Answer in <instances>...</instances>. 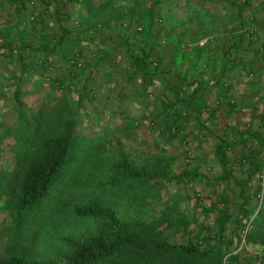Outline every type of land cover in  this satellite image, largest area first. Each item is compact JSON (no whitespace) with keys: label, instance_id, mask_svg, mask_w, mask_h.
<instances>
[{"label":"trees","instance_id":"obj_1","mask_svg":"<svg viewBox=\"0 0 264 264\" xmlns=\"http://www.w3.org/2000/svg\"><path fill=\"white\" fill-rule=\"evenodd\" d=\"M78 1L82 3L84 15L82 20L74 22L71 56L75 51L83 55L90 45L91 57L100 62L112 51L102 48V44L91 47L94 41L102 39L106 45L115 42L116 45L126 46L132 68L141 71L149 82L163 72L161 57L152 51H158L167 42L169 31L163 16L157 15L154 10L157 0H148L151 1L146 12L148 20L146 23L139 21L133 30L129 29L130 21L127 23L121 19L122 10L115 8L116 19L111 28L115 33L123 30L119 41L104 31L108 21L94 17V14L103 12V4H94L91 0ZM261 24L264 25V21ZM254 25H257L256 21L245 29L250 38L254 36ZM154 28L156 32L152 31ZM134 44L139 46L136 48ZM4 46L2 54L8 57L11 66L0 68V100L3 102V107H0V199L6 196L18 222L42 199L72 155L74 122L69 113L59 106L49 111L39 108L37 112H30L25 102L26 85L36 84L39 78L41 82L45 79L50 50L43 53L45 58H39L42 52L39 45L22 42L21 46ZM176 46L182 49L178 43ZM235 48V43L229 44L224 54L229 58L235 56ZM202 56L198 52L196 66L206 67L201 64L206 61ZM246 70L247 66L242 64L241 72ZM68 77L58 80L48 76L47 79L62 85L69 80ZM72 84L76 85L75 82ZM219 84L223 90L228 88L225 80L219 79ZM220 98L214 100L215 114L222 112ZM227 103L232 106L231 100L228 99ZM230 110L227 111L228 117ZM259 118L263 119V113ZM231 120L226 123L223 132L217 134L214 147L222 171L211 182L215 188L221 181L225 185L215 192V198L207 205L196 196L194 208L189 214L169 208L151 218H124L113 207L94 200L76 204L72 208L75 214L99 219L95 231L76 238L66 237L68 249L58 258H30L17 249L8 248L0 256V264H232L243 259L240 254L246 243L262 246L258 255L264 259V192L257 208L264 171V134L254 131L251 125L237 129L230 124ZM237 134L245 151L238 155H234L233 151L229 154L231 139ZM254 142H258L261 148L253 146ZM119 162L116 166L124 170V177L137 176L139 179L141 176L142 183L157 177L160 172L156 167L147 170L146 166L132 172L125 160ZM111 182L112 179L105 184ZM198 214L203 216L202 221L197 220ZM248 222L250 225L246 227Z\"/></svg>","mask_w":264,"mask_h":264},{"label":"crops","instance_id":"obj_2","mask_svg":"<svg viewBox=\"0 0 264 264\" xmlns=\"http://www.w3.org/2000/svg\"><path fill=\"white\" fill-rule=\"evenodd\" d=\"M91 2L103 4V12L93 13L94 17L108 21L104 31L119 41L123 30L115 33L111 28L116 19L115 8L122 10L121 19L130 21L129 29L133 30L139 21L147 22L146 12L151 1ZM154 10L163 16L169 34L167 42L158 51H152L161 57L163 69L153 82H149L141 71H134L126 46L115 42L106 45L102 39L94 41L91 47L102 44V48L112 51L99 62L91 57L89 45L83 53L82 70L76 80L81 86L86 85L94 105L109 106L104 109L112 116L123 118L121 120L126 124L139 122L142 128L135 129L138 140L147 134L143 131L145 128L151 133L164 130L167 136L178 133L188 143L192 142L195 154L213 156V173L203 171L201 176L205 186L203 203L207 205L215 198V192L225 185L221 181L215 188L211 182L222 171L214 150L217 134L223 132L230 119V124L237 129L251 125L254 131L264 134V25L261 24L264 0H157ZM83 15L82 3L78 0H0V68L11 66L8 57L2 54L5 44L12 48L27 42L32 46L39 45V51H42L39 58H45L43 53L50 50L46 78L51 76L60 80L65 77L62 70L68 68L66 61L72 54L74 22L82 20ZM252 21L257 25L250 38L245 29ZM155 28L152 31L156 32ZM177 43L182 49L177 48ZM231 43H235L236 53L229 58L224 49ZM198 52L203 54L202 59L206 61L201 64L206 67L196 66ZM179 53H182L180 57ZM242 64L247 66L248 72H241ZM219 79L228 83L226 90L220 87ZM217 97H221L223 105L219 114L213 113ZM228 99L232 106L227 103ZM231 142L229 154L245 151L239 134ZM252 145L261 148L258 142ZM261 251L262 246L258 243H246L240 257L248 260L245 264H264L262 256L260 263L249 262ZM237 264L243 263L240 260Z\"/></svg>","mask_w":264,"mask_h":264},{"label":"rangeland","instance_id":"obj_3","mask_svg":"<svg viewBox=\"0 0 264 264\" xmlns=\"http://www.w3.org/2000/svg\"><path fill=\"white\" fill-rule=\"evenodd\" d=\"M71 57L66 61L68 68L62 71L65 77L69 76V80L76 83L75 86L69 80L65 85H57L46 77L43 82L39 78L36 84L26 85L28 91L24 99L30 112H37L39 108L49 111L59 106L69 113L74 122L72 155L54 184L20 221L14 218L6 196L1 197L0 256L8 248H13L30 258H58L68 249L66 237H80L97 229L99 219L75 214L72 208L76 204L94 200L113 207L124 218H151L169 208L189 214L196 196L203 202L205 200L201 176L203 171L213 173L214 157L195 154L192 142L188 143L178 133L167 136L164 130L151 133L145 128L141 130L147 134L138 140L135 129L142 128L139 122L126 124L123 118L112 116L104 109L107 105H94L86 85L81 86L76 80L82 64L75 68L70 62ZM80 57L82 61L83 55ZM0 107H3L1 100ZM121 160L128 163L132 172L135 169L140 171L144 166L147 170L156 167L159 175L147 183L141 182V176L139 179L137 176L124 177V170L116 166ZM176 173L184 175L176 176ZM111 179V183L105 184ZM261 189L257 208L262 202V184ZM197 218L203 220L201 214ZM249 225L248 222L246 227ZM260 257L255 254L249 262L260 263ZM246 260L241 261L245 264Z\"/></svg>","mask_w":264,"mask_h":264},{"label":"built area","instance_id":"obj_4","mask_svg":"<svg viewBox=\"0 0 264 264\" xmlns=\"http://www.w3.org/2000/svg\"><path fill=\"white\" fill-rule=\"evenodd\" d=\"M70 62L73 64L75 68L81 66L82 61L79 52L75 51L70 59ZM153 123V122H152ZM159 131V129H157ZM262 186H264V173L262 174Z\"/></svg>","mask_w":264,"mask_h":264}]
</instances>
